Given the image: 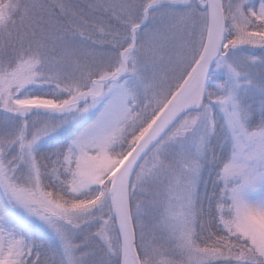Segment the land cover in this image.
I'll use <instances>...</instances> for the list:
<instances>
[{"label": "snow or ice", "instance_id": "6c2138e0", "mask_svg": "<svg viewBox=\"0 0 264 264\" xmlns=\"http://www.w3.org/2000/svg\"><path fill=\"white\" fill-rule=\"evenodd\" d=\"M0 264H264V0H0Z\"/></svg>", "mask_w": 264, "mask_h": 264}, {"label": "rangeland", "instance_id": "374dc122", "mask_svg": "<svg viewBox=\"0 0 264 264\" xmlns=\"http://www.w3.org/2000/svg\"><path fill=\"white\" fill-rule=\"evenodd\" d=\"M252 51H255V52H257L258 51V49H253ZM258 53V52H257Z\"/></svg>", "mask_w": 264, "mask_h": 264}, {"label": "trees", "instance_id": "16d2710c", "mask_svg": "<svg viewBox=\"0 0 264 264\" xmlns=\"http://www.w3.org/2000/svg\"><path fill=\"white\" fill-rule=\"evenodd\" d=\"M258 51H259V50H258ZM258 51H257V52H258Z\"/></svg>", "mask_w": 264, "mask_h": 264}]
</instances>
